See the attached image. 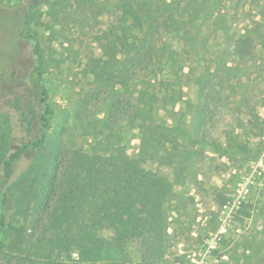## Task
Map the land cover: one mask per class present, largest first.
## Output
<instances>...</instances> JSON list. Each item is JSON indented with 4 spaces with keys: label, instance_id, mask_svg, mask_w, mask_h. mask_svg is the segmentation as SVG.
<instances>
[{
    "label": "rangeland",
    "instance_id": "obj_1",
    "mask_svg": "<svg viewBox=\"0 0 264 264\" xmlns=\"http://www.w3.org/2000/svg\"><path fill=\"white\" fill-rule=\"evenodd\" d=\"M118 1L0 0V110L11 115L14 146L37 136L21 122L31 100L34 55L25 38L30 35L40 41L50 65L44 80L54 108L52 130L70 147L91 153L103 138L102 119L113 113L128 156L138 155L141 137L128 119L129 92L115 84L99 90L83 72L99 53L96 35L115 19ZM149 1L151 9L172 10L175 0ZM195 1L191 13L202 28L201 49L195 58L184 59L185 75L176 88L183 101H197L200 108L195 119L185 117V135L178 139L191 157L168 205V264H264V0ZM27 15L30 25L25 24ZM160 23L163 39L174 42V25L167 19ZM136 47H122L120 57ZM164 69L158 74L167 78ZM17 97L20 110L13 103ZM185 107L180 102L175 111ZM172 115L168 109L160 117L171 123ZM32 155L27 152L15 163L13 180ZM149 168L157 170L153 164ZM2 181L0 174V187ZM131 222L130 217L118 231L125 232ZM8 239L0 247V264ZM130 254L139 259L137 242L130 243Z\"/></svg>",
    "mask_w": 264,
    "mask_h": 264
},
{
    "label": "trees",
    "instance_id": "obj_2",
    "mask_svg": "<svg viewBox=\"0 0 264 264\" xmlns=\"http://www.w3.org/2000/svg\"><path fill=\"white\" fill-rule=\"evenodd\" d=\"M197 2L175 0L170 10L151 9L149 0H119L115 19L96 35L99 53L89 58L83 72L99 90L115 84L129 92L128 119L137 124L141 137L134 158L122 145L113 113L102 119L103 138L91 153L70 147L52 130L54 108L44 80L49 61L40 41L25 37L34 63L31 100L21 122L37 136L14 146L11 115L0 110V247L9 237L4 264H168V205L191 157L178 139L185 135V117L195 119L200 108L197 101H183L182 90L176 88L185 75L184 59L195 58L201 49L202 28L191 13ZM31 19L27 15L25 24ZM163 19L174 25L172 43L162 37ZM131 43L136 49L122 59V47ZM164 68L167 78L158 74ZM19 102L20 97L13 101L17 110ZM180 102L185 109L175 111ZM168 109L173 111L171 123L160 117ZM27 152L33 153L31 161L13 180L15 163ZM130 217L127 230L120 233L119 226ZM107 230L113 233L105 235ZM132 242L138 243V260L131 257Z\"/></svg>",
    "mask_w": 264,
    "mask_h": 264
}]
</instances>
